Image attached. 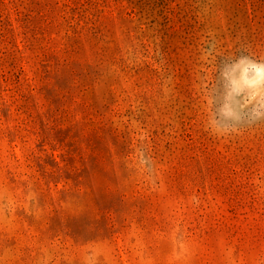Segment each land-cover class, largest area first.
<instances>
[{
  "label": "rangeland",
  "instance_id": "obj_1",
  "mask_svg": "<svg viewBox=\"0 0 264 264\" xmlns=\"http://www.w3.org/2000/svg\"><path fill=\"white\" fill-rule=\"evenodd\" d=\"M242 52L264 0H0V264H264V123L205 130Z\"/></svg>",
  "mask_w": 264,
  "mask_h": 264
},
{
  "label": "clouds",
  "instance_id": "obj_2",
  "mask_svg": "<svg viewBox=\"0 0 264 264\" xmlns=\"http://www.w3.org/2000/svg\"><path fill=\"white\" fill-rule=\"evenodd\" d=\"M229 59L233 62L226 64L221 73L222 79L227 81L224 103L217 110L211 91L204 97L206 106L212 109L205 130L217 138L236 136L246 127L264 123V59L251 54ZM221 117H227V122Z\"/></svg>",
  "mask_w": 264,
  "mask_h": 264
},
{
  "label": "trees",
  "instance_id": "obj_3",
  "mask_svg": "<svg viewBox=\"0 0 264 264\" xmlns=\"http://www.w3.org/2000/svg\"><path fill=\"white\" fill-rule=\"evenodd\" d=\"M155 20H156V19H155ZM155 20H154V21H155ZM168 22H169V20L166 19V21L163 23V26L166 27L167 24H168ZM160 26H161V25H160ZM162 30H163V29H161V28L159 27V29H158V31H157V33L161 35V36H160L161 39H163L164 36H165V34L162 33ZM166 52H168V48H166L165 45H161L160 55H161V57H162L163 59H165L164 65L167 66L168 69H170V68H172V63H171V60H168V59L166 58V54H165ZM240 54H242V55H246L247 53H243V52H242V53H238V57L241 56ZM229 57H230V56L225 55V56L221 59L220 63L217 65V67H218V73H219V76H220L221 79H222V77H221V73L224 71V69H225V65H226V64H229V63L232 62V60H230ZM222 84H223V83H222ZM218 93L220 94L221 91H218ZM86 172H89V171H88V168L86 169ZM80 177H81V175H76V178H80Z\"/></svg>",
  "mask_w": 264,
  "mask_h": 264
}]
</instances>
